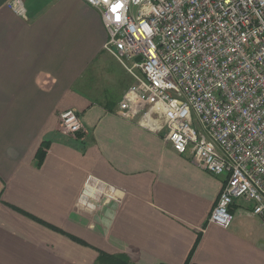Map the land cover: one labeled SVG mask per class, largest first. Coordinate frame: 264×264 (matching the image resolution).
Here are the masks:
<instances>
[{"label": "crops", "instance_id": "crops-1", "mask_svg": "<svg viewBox=\"0 0 264 264\" xmlns=\"http://www.w3.org/2000/svg\"><path fill=\"white\" fill-rule=\"evenodd\" d=\"M13 1L0 0V264H264L254 205L209 224L224 178L118 115L134 79L105 50L100 13L22 0L24 18ZM67 110L82 132H66Z\"/></svg>", "mask_w": 264, "mask_h": 264}, {"label": "built area", "instance_id": "built-area-1", "mask_svg": "<svg viewBox=\"0 0 264 264\" xmlns=\"http://www.w3.org/2000/svg\"><path fill=\"white\" fill-rule=\"evenodd\" d=\"M84 1L134 79L118 115L224 178L209 224L229 228L245 200L264 225V0ZM9 7L26 17L22 0ZM61 120L67 133L83 131L75 111Z\"/></svg>", "mask_w": 264, "mask_h": 264}, {"label": "trees", "instance_id": "trees-1", "mask_svg": "<svg viewBox=\"0 0 264 264\" xmlns=\"http://www.w3.org/2000/svg\"><path fill=\"white\" fill-rule=\"evenodd\" d=\"M47 149H48V143H44L42 149H40L37 154L38 167H40L43 164V161L46 157ZM101 258L104 264H131L129 260L124 257H115L105 253H101Z\"/></svg>", "mask_w": 264, "mask_h": 264}, {"label": "water", "instance_id": "water-1", "mask_svg": "<svg viewBox=\"0 0 264 264\" xmlns=\"http://www.w3.org/2000/svg\"><path fill=\"white\" fill-rule=\"evenodd\" d=\"M140 59H138V61H139Z\"/></svg>", "mask_w": 264, "mask_h": 264}, {"label": "rangeland", "instance_id": "rangeland-1", "mask_svg": "<svg viewBox=\"0 0 264 264\" xmlns=\"http://www.w3.org/2000/svg\"><path fill=\"white\" fill-rule=\"evenodd\" d=\"M139 73V72H138ZM195 118V117H194Z\"/></svg>", "mask_w": 264, "mask_h": 264}]
</instances>
